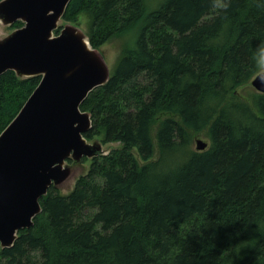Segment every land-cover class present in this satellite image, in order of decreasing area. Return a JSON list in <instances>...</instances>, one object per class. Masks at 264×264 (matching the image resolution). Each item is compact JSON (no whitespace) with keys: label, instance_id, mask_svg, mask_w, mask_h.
Returning <instances> with one entry per match:
<instances>
[{"label":"trees","instance_id":"1","mask_svg":"<svg viewBox=\"0 0 264 264\" xmlns=\"http://www.w3.org/2000/svg\"><path fill=\"white\" fill-rule=\"evenodd\" d=\"M81 15L94 50L127 36L80 105L86 140L119 146L51 186L0 264H264V93L238 91L264 69V0H70L61 20ZM39 80L0 75V133Z\"/></svg>","mask_w":264,"mask_h":264},{"label":"water","instance_id":"2","mask_svg":"<svg viewBox=\"0 0 264 264\" xmlns=\"http://www.w3.org/2000/svg\"><path fill=\"white\" fill-rule=\"evenodd\" d=\"M70 0H0V23L23 25L0 38V75L40 76L15 118L0 133V247L12 246L21 229L41 212L40 199L66 182L83 158L104 154L88 142L90 116L80 105L107 82L104 59L86 34L67 24L53 37ZM264 93V69L250 80ZM207 142L196 139V150ZM72 164H68L67 160Z\"/></svg>","mask_w":264,"mask_h":264},{"label":"rangeland","instance_id":"3","mask_svg":"<svg viewBox=\"0 0 264 264\" xmlns=\"http://www.w3.org/2000/svg\"><path fill=\"white\" fill-rule=\"evenodd\" d=\"M67 24L77 26L82 32L85 34L87 33L88 29V17L86 15H81L78 18V21L76 23H67L63 22L62 20L59 22L58 26L61 28ZM11 26H5L0 23V38H3L7 34H9L11 31L14 29L10 28ZM54 33V32H53ZM54 35H56L54 33ZM133 38L131 37L129 39ZM127 42V36H121V37H114L107 41L105 44H103L98 50H96L100 56L104 59L105 64L107 65V68L109 70V73H112L113 68H114V63L121 53L124 45ZM240 93L243 95L248 94L249 92H256L250 84L245 86L244 88L238 89ZM258 93V92H257ZM164 116H160L159 120L163 119ZM196 139H201L205 142H207V146L209 144V140L205 137L203 133H197L194 134L192 137V147L196 150ZM93 141H98L100 142V137L95 138L93 140H89L88 142H93ZM101 143V142H100ZM102 144V149L104 151V154H106L110 149L116 148L119 146L118 143H101ZM207 148V147H206ZM139 160V159H138ZM140 163H142L139 160ZM90 159H88L83 165L79 164L76 166V168L73 170L70 178L62 185L59 187L60 192L62 194H66L68 191H70L78 178V176L85 174L88 167H89Z\"/></svg>","mask_w":264,"mask_h":264}]
</instances>
